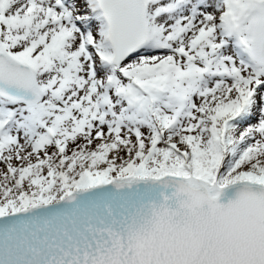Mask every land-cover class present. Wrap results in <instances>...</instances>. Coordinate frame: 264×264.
I'll use <instances>...</instances> for the list:
<instances>
[{
    "label": "snow or ice",
    "instance_id": "snow-or-ice-1",
    "mask_svg": "<svg viewBox=\"0 0 264 264\" xmlns=\"http://www.w3.org/2000/svg\"><path fill=\"white\" fill-rule=\"evenodd\" d=\"M0 264H264V0H0Z\"/></svg>",
    "mask_w": 264,
    "mask_h": 264
}]
</instances>
